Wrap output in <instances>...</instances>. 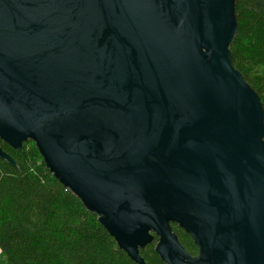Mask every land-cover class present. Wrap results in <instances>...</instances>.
<instances>
[{
	"label": "water",
	"instance_id": "obj_1",
	"mask_svg": "<svg viewBox=\"0 0 264 264\" xmlns=\"http://www.w3.org/2000/svg\"><path fill=\"white\" fill-rule=\"evenodd\" d=\"M234 6L0 0V139H32L138 264L152 233L166 264H264V112L232 66Z\"/></svg>",
	"mask_w": 264,
	"mask_h": 264
},
{
	"label": "trees",
	"instance_id": "obj_2",
	"mask_svg": "<svg viewBox=\"0 0 264 264\" xmlns=\"http://www.w3.org/2000/svg\"><path fill=\"white\" fill-rule=\"evenodd\" d=\"M234 16L232 66L264 112V0H235ZM0 149L13 162L0 154V264H138L103 227L99 213L51 172L32 139L19 148L0 139ZM169 228L189 255L198 254L184 227L171 222ZM158 241L152 233L139 248L143 264H166Z\"/></svg>",
	"mask_w": 264,
	"mask_h": 264
},
{
	"label": "built area",
	"instance_id": "obj_3",
	"mask_svg": "<svg viewBox=\"0 0 264 264\" xmlns=\"http://www.w3.org/2000/svg\"><path fill=\"white\" fill-rule=\"evenodd\" d=\"M0 254H1V250H0Z\"/></svg>",
	"mask_w": 264,
	"mask_h": 264
}]
</instances>
